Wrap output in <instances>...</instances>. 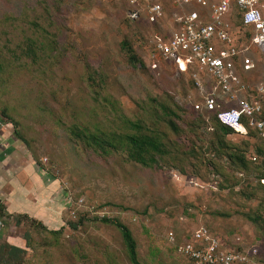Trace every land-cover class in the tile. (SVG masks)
<instances>
[{"label": "rangeland", "instance_id": "obj_1", "mask_svg": "<svg viewBox=\"0 0 264 264\" xmlns=\"http://www.w3.org/2000/svg\"><path fill=\"white\" fill-rule=\"evenodd\" d=\"M134 3L0 0V135L53 178L62 206L61 222L50 229L0 216V255L3 237L15 234L22 238L20 264H130L118 229L102 216L129 229L141 264H191L173 244L201 228L226 247L264 255V189L254 181L260 141L205 132L194 108L208 92L203 74L180 71L151 50L180 10L163 1V18L150 24ZM123 40L145 68L129 65ZM252 47L248 78L264 83V48ZM158 102L177 115L169 116L177 133ZM127 120L155 127L168 155L146 167L70 133L84 128L112 140L128 130ZM217 138L227 149H218ZM229 151L242 154L245 167Z\"/></svg>", "mask_w": 264, "mask_h": 264}, {"label": "built area", "instance_id": "obj_2", "mask_svg": "<svg viewBox=\"0 0 264 264\" xmlns=\"http://www.w3.org/2000/svg\"><path fill=\"white\" fill-rule=\"evenodd\" d=\"M139 1L150 24L163 18V1L180 10L173 14L169 34H155L151 50L171 60L180 71L194 67L203 74L208 92L194 108H217L216 119L235 134L243 136L251 128L264 140V120L258 117L264 104V83H251L248 78L254 70L248 52L252 46L264 48V0ZM168 238L173 239L171 232ZM173 247L191 264H264L257 248L226 247L204 228Z\"/></svg>", "mask_w": 264, "mask_h": 264}, {"label": "trees", "instance_id": "obj_3", "mask_svg": "<svg viewBox=\"0 0 264 264\" xmlns=\"http://www.w3.org/2000/svg\"><path fill=\"white\" fill-rule=\"evenodd\" d=\"M135 3L138 6H142V3L139 0H136ZM143 11V10H142ZM144 16V12H143ZM145 18V16H144ZM121 46L126 52V60L131 66H141L145 68V64L139 56L133 52L130 46L125 42V40L121 41ZM157 107H159L162 115L164 116V123L165 125L172 130L173 132L177 133L178 128L177 124L174 122L173 119L169 118V116H173L174 118L177 117L175 112L170 108V105L158 102ZM220 108L223 105L220 104ZM198 109L196 112L197 114V121L201 122V126L205 130V132H213L214 136L220 132L223 135L225 134H235L230 128L221 124L215 117L217 108L212 110H205L203 108H195ZM5 116V115H4ZM259 118L264 120V104L262 106L261 112L258 115ZM7 118V116H6ZM6 122L10 123L13 127V133L18 136V138L23 142V138L20 137L18 131L14 127V122L11 120H6ZM193 124V122H192ZM191 124V125H192ZM128 130L125 132L120 133L119 135H115V138L111 140L106 135L102 133L96 134L91 131H86L83 129L74 128L70 130V133L75 137L79 138L82 142L92 146L94 149H98L101 152H108V151H122L125 156L135 163H138L142 166L150 167L153 164L157 163V157H162L168 155L169 151L167 148L166 143L162 140V138L157 133L155 127L149 128V126H145L140 122L129 121L127 120ZM237 135V134H235ZM249 135H253L258 138L260 141L254 149V153L260 156V164L257 168L258 172L255 175V184L258 187L264 189V184L261 182V179L264 178V140H262L256 133L255 130L251 128H247V132L242 137H247ZM239 136V135H238ZM218 149H227V144L222 138H217ZM225 155L228 156L229 159L234 158L239 162L241 166H244L245 162L243 161V155L238 153H233L231 151L225 152ZM37 164V162L35 161ZM38 165V164H37ZM39 166V165H38ZM245 167V166H244ZM40 168V166H39ZM215 182V181H214ZM0 216L6 218L7 215L3 214V205L0 203ZM8 217L12 218L14 224H18L21 222L22 219H27L29 223H32L42 229H46L39 221L36 220H29L25 214H9ZM79 219V218H78ZM103 223H109L116 227L119 231L121 241L124 246V251L126 257L130 264H141L136 255L135 249V241L132 238V235L129 229L119 222L116 219L107 218V217H100L98 218ZM79 221V220H78ZM67 224L71 228H75V224L73 222L68 221ZM49 231H56V230H49ZM3 248L6 252L1 253L0 255V262L1 264H20L21 255L24 253L22 248L7 244L4 242L2 244ZM17 259L16 262L14 260Z\"/></svg>", "mask_w": 264, "mask_h": 264}, {"label": "crops", "instance_id": "obj_4", "mask_svg": "<svg viewBox=\"0 0 264 264\" xmlns=\"http://www.w3.org/2000/svg\"><path fill=\"white\" fill-rule=\"evenodd\" d=\"M3 136L1 134L0 138ZM0 145V203L3 214H25L48 229L61 222L62 206L55 194L53 178L44 176L33 159L21 147L8 143V138L6 144ZM3 239L10 245L22 247V238L18 235L8 234Z\"/></svg>", "mask_w": 264, "mask_h": 264}]
</instances>
